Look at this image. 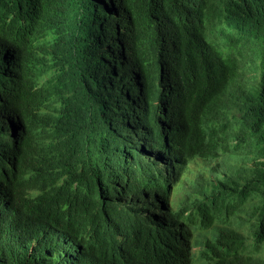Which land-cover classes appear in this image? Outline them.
Listing matches in <instances>:
<instances>
[{
    "label": "trees",
    "instance_id": "trees-1",
    "mask_svg": "<svg viewBox=\"0 0 264 264\" xmlns=\"http://www.w3.org/2000/svg\"><path fill=\"white\" fill-rule=\"evenodd\" d=\"M220 2L213 32L264 55V0ZM211 5L0 0V264H264V72L225 92ZM230 126L257 154L179 192Z\"/></svg>",
    "mask_w": 264,
    "mask_h": 264
},
{
    "label": "rangeland",
    "instance_id": "rangeland-1",
    "mask_svg": "<svg viewBox=\"0 0 264 264\" xmlns=\"http://www.w3.org/2000/svg\"><path fill=\"white\" fill-rule=\"evenodd\" d=\"M222 7L223 5L220 2V0H212V5L209 10L208 19H207V29H208L209 37L212 40L216 39L217 42H220L221 44L225 45L227 47L226 50L231 53V57L235 60L237 64L239 70L238 71L239 76L235 77L234 80L232 79L233 81L231 80L230 85L225 90V92H229V90L232 91L231 92L232 95L234 92L238 90L233 86L237 84L238 80L239 82L241 81L244 82L249 88L254 86L257 87L260 85V80L264 72V55H263V50H262L263 47L261 42L254 37L246 36L239 38L238 34L231 31H228L225 37H221L218 33L213 32V29L211 28L210 25L211 14L213 10L216 13H219L222 10ZM216 21H218V16L214 15V22ZM235 37L239 39H235ZM228 47L230 49H228ZM238 92L240 95H242L240 91ZM244 94L242 95L241 98H237L238 101L236 103H233V106L230 107V115H227V118L224 119L225 121L230 119L231 122L229 124L233 123V119H231L232 115H240L242 114V112H244V110L242 109L243 106L242 101L244 100ZM231 95L229 94L228 97H230ZM219 99L220 96L217 98V101ZM222 101L224 103H229L230 100L226 98L223 99ZM220 105H221V101H220ZM207 115L208 113H206L203 116V122L207 121ZM205 128L206 130L210 131L209 126L206 127L205 125ZM233 128L234 127L230 126L227 130L219 131L218 133L222 138V145L220 146L221 159L218 158L209 164L207 163L205 164L204 161L199 159L198 161L196 160L193 163H191L189 171L184 176L186 177V179L182 183L181 182L179 183V185L181 184L180 186L178 185L179 187L177 186L178 191L179 188L181 190L179 192L186 193L189 191V189L193 187H202V191L205 193V195L209 194L211 183L209 181L203 180L202 178H199V181L197 182V180H195L197 176L203 178H209L212 169L216 168L217 162H221L223 164L220 165L218 169L220 170L221 174H223L225 169L224 165H231L234 167V171H238L241 168H244L249 160L253 159V157L257 154L258 149L255 142L256 140H254L252 137H250L251 141L242 143L239 149L230 148L237 143V140L235 139L234 136H236L237 134L236 131L238 130V128L237 129L234 128L236 131H234ZM185 181H190V182L186 183ZM205 195H203L202 197H204ZM247 206L250 208L249 203L247 204ZM195 250L198 253L199 249L196 248ZM261 259H264V251L257 257L258 261H261Z\"/></svg>",
    "mask_w": 264,
    "mask_h": 264
}]
</instances>
